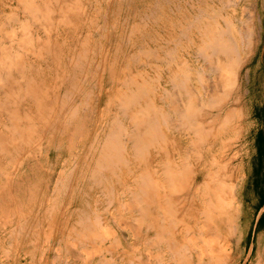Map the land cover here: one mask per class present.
Segmentation results:
<instances>
[{
    "label": "rangeland",
    "instance_id": "obj_1",
    "mask_svg": "<svg viewBox=\"0 0 264 264\" xmlns=\"http://www.w3.org/2000/svg\"><path fill=\"white\" fill-rule=\"evenodd\" d=\"M263 108L264 0H0V264H264Z\"/></svg>",
    "mask_w": 264,
    "mask_h": 264
},
{
    "label": "bare ground",
    "instance_id": "obj_2",
    "mask_svg": "<svg viewBox=\"0 0 264 264\" xmlns=\"http://www.w3.org/2000/svg\"><path fill=\"white\" fill-rule=\"evenodd\" d=\"M249 29V28H248ZM251 31V30H250ZM250 38V37H249ZM249 41V40H248ZM245 43V42H244ZM233 44V43H232ZM237 44H239V43H237ZM246 44H247V42H246ZM235 45V44H234ZM248 45V44H247ZM250 45V44H249ZM236 46V45H235ZM215 47V46H214ZM213 49V48H212ZM234 49H237V48H234ZM239 49V48H238ZM215 51V50H214ZM229 51H231V49L229 50ZM228 51V52H229ZM236 51V50H235ZM224 52H227V51H224ZM240 52V51H239ZM231 53V52H230ZM216 54V53H215ZM239 54V53H238ZM234 56H235V54H234ZM209 58V57H208ZM240 60V59H239ZM209 61V60H208ZM212 61V60H211ZM210 61V62H211ZM216 62H217V60H216ZM219 62H220V60H219ZM219 62H217V63H219ZM214 63H215V59H214ZM238 65H240L241 63L239 62V63H237ZM214 64H211V67L210 68H212V67H215L216 68V66H213ZM225 65H227L226 63H225ZM236 66V65H235ZM218 67H219V65H218ZM227 67H229L228 65H227ZM221 68V67H220ZM238 68V67H237ZM212 69H214V68H212ZM223 69H225L224 67H223ZM236 69V68H235ZM214 71V70H213ZM222 71V70H221ZM224 71V70H223ZM226 71H228L227 69H226ZM236 72V71H235ZM238 72V71H237ZM224 73H226V72H224ZM221 74V73H220ZM220 74H219V76H220ZM235 74V73H234ZM223 75H225V74H223ZM222 74H221V78H222V76H223ZM229 75V74H228ZM219 76H215V77H218V78H220ZM231 77V76H230ZM230 77L228 76L227 77V75H226V78H225V80L224 81H226L227 82V84H230L231 85V79H230ZM234 77H235V75H234ZM234 77H233V79H234ZM220 78V79H221ZM219 79V80H220ZM224 79V78H223ZM219 80H217V81H219ZM216 81V80H215ZM234 81V80H233ZM236 82V81H235ZM219 83V82H218ZM219 84H221V82L219 83ZM218 84V85H219ZM236 84V83H235ZM222 85V84H221ZM233 85V84H232ZM228 86V85H227ZM208 87V86H207ZM213 87H215V86H213ZM222 87H224V86H222ZM229 87H232V86H229ZM206 88V87H205ZM217 89V88H216ZM175 90V89H174ZM218 90H219V92L221 91L220 90V87L218 86ZM178 91V90H177ZM209 90H207L206 92H208ZM214 91H217V90H214ZM212 93H214V92H210V94H212ZM174 94H176V93H174ZM168 96H170V95H168ZM167 96V97H168ZM209 96L210 95H208V98H209ZM212 96V95H211ZM167 97H166V99H167ZM171 97V96H170ZM180 101L181 100H179L178 102L180 103ZM212 103H213V101H212ZM211 103V104H212ZM215 103H218V102H215ZM220 103V102H219ZM214 104V103H213ZM225 104V103H224ZM177 104H175V106H176ZM218 105V104H217ZM172 106V105H171ZM213 106V105H212ZM211 106V107H212ZM222 106V105H221ZM214 107V106H213ZM154 108V107H153ZM222 108V107H221ZM155 109V108H154ZM185 109V108H184ZM155 110H157V109H155ZM179 110V109H178ZM178 112V111H177ZM232 112V111H231ZM226 113V112H225ZM233 113V112H232ZM232 113H229V115L228 116H231L232 117ZM140 115V114H139ZM138 115V116H139ZM143 115V114H142ZM137 116V115H136ZM137 116V117H138ZM141 116V115H140ZM186 118H188V116H189V114H186V115H184ZM194 116V115H193ZM204 117H206V116H204ZM136 118V117H135ZM139 118V117H138ZM194 118V117H193ZM216 118V117H215ZM137 119V118H136ZM140 120V119H139ZM195 121V120H194ZM135 123H136V120L134 121ZM205 122V121H204ZM174 123V122H173ZM174 125V124H173ZM169 127V126H168ZM234 129V128H233ZM115 136H116V134H114ZM131 138H133V137H131ZM139 140H140V136H138V139H137V142H136V147H138V145H140V143H141V141L139 142ZM111 145H112V149H114L115 148V145H116V143H115V140H111ZM230 146V145H229ZM227 147V146H226ZM105 154V159L106 158H108V161H117L118 159H117V156H116V153H114L113 151L112 152H109V153H104ZM107 156V157H106ZM218 158V157H217ZM222 158V157H221ZM225 158V157H224ZM216 159V158H215ZM233 159V158H232ZM231 167V166H230ZM234 169V168H233ZM232 169V170H233ZM175 170V169H174ZM231 169L229 168V164H224V165H222V166H220V167H218V169H217V176L218 177H221V179H220V181H221V183L223 184H221V185H218L217 187H218V191H219V193H221V201H220V203H221V208H222V210H223V212H222V214L220 215V216H222V218L223 219H225V222H227V223H230L231 222V220L232 221H235V218H234V206H236L235 205V192H236V188L234 187L235 186V184L233 185V183H235L234 182V179H233V177L234 176H232V173H231V171H230ZM235 170V169H234ZM214 175V174H213ZM216 176V177H217ZM176 177H178V182L180 183V182H182L183 180L181 179V175H179L178 176V173L176 174ZM212 177V176H211ZM213 178V177H212ZM235 179H236V177H234ZM209 180H210V178H209ZM208 180V182H212V181H209ZM219 180V179H218ZM216 181V180H215ZM220 181H217V183L218 182H220ZM235 181H237V179L235 180ZM238 182V181H237ZM134 183V182H133ZM194 183V182H193ZM228 183V184H227ZM232 183V187H231V184ZM214 185H217L216 184V182H215V184ZM203 189V188H202ZM211 190V189H210ZM187 191H188V189H187ZM141 192H146L145 191V187L141 190ZM211 192V191H210ZM188 194H189V192H188ZM192 194V193H191ZM199 194V193H198ZM210 194V193H209ZM211 195V194H210ZM192 196V195H191ZM196 196V195H195ZM194 197V196H193ZM139 198V197H138ZM205 198H206V200H207V196L205 195ZM217 201H219L218 199H217ZM140 202V201H139ZM210 202V201H209ZM141 203V202H140ZM211 204V203H210ZM211 207H213L214 208V206H213V203H212V206L211 205H209V203L206 201V208H207V210H211L212 208ZM65 209V208H64ZM215 211V210H214ZM237 211V210H236ZM65 213V212H64ZM204 214V213H203ZM203 214H200V218L201 217H203L204 218V216H205V221H206V225H205V222L203 223V221H202V223L201 224H204L205 226H207V225H212V223H213V215H212V213H208V215L207 214H205V215H203ZM189 215V214H188ZM199 219V218H198ZM217 223V222H216ZM223 223V222H222ZM235 224V222L230 226V228H228L230 231H232V233H229V234H231V236L233 237L234 235H235V228H233V225ZM200 224H198V226H199ZM225 225V224H224ZM227 225V224H226ZM134 226H136V225H134ZM213 226V225H212ZM211 227V226H210ZM198 228H200V226L198 227ZM207 228V227H206ZM216 229V228H215ZM227 229V230H228ZM201 230H203V231H205L204 230V227H202L201 228ZM209 229H207V231H208ZM210 231V230H209ZM211 235H213L212 237L214 238L215 237V231H214V229H211ZM216 231H219V230H216ZM189 231L188 230H186V229H183L182 230V233L184 234L183 235V237H184V239H185V241H188V240H186L187 238H186V234L188 233ZM209 232H207V234H208ZM219 233V232H218ZM220 234V233H219ZM200 235V234H199ZM198 235V236H199ZM208 236H209V234H208ZM222 237H223V235H221ZM157 237H158V240H157V242L156 243H158V241H160L159 239H160V237H162V239L164 238L162 235H161V233L160 234H158L157 235ZM194 237H196V236H194ZM218 237H220V235L218 236ZM197 238V237H196ZM193 240L194 238H189V241L190 240ZM217 239H220V238H217ZM225 239V238H224ZM165 241H166V239H164ZM195 240H200L199 238L198 239H195ZM203 240V239H202ZM221 240H222V238H221ZM226 240V239H225ZM210 241V240H209ZM208 241V242H209ZM219 241V240H218ZM194 242V241H193ZM202 242V241H201ZM207 242V243H208ZM224 242V241H223ZM167 243V242H166ZM197 244H198V242H197ZM228 244V243H227ZM199 245V244H198ZM203 245V244H202ZM152 246V245H151ZM200 247V246H199ZM227 247V246H226ZM198 248V247H197ZM204 248V247H203ZM152 249V248H151ZM169 249H170V251L172 252V253H175V247L174 246H169ZM201 249V248H200ZM229 249V248H228ZM227 249V250H228ZM199 250V249H198ZM185 251V250H184ZM204 251V250H203ZM213 251V250H212ZM210 251L211 253H213V252H215V251ZM216 251H217V248H216ZM201 252V251H200ZM207 252V251H206ZM152 254V253H151ZM202 254V253H201ZM205 254V253H204ZM203 254V255H204ZM207 254V253H206ZM213 254H215V253H213ZM222 255L223 254H221L220 255V261H222L223 260V257H222ZM218 256V255H217ZM179 257L180 258H182L181 256H180V254H179ZM156 259V258H155ZM204 258L203 257H200L199 256V260L200 261H202ZM149 260V259H148Z\"/></svg>",
    "mask_w": 264,
    "mask_h": 264
},
{
    "label": "trees",
    "instance_id": "obj_3",
    "mask_svg": "<svg viewBox=\"0 0 264 264\" xmlns=\"http://www.w3.org/2000/svg\"><path fill=\"white\" fill-rule=\"evenodd\" d=\"M258 115L262 118V128L257 133L255 142H256V156L254 158V165H253V187L256 188V192L258 195V201L255 206V212H258L262 207H264V194L260 189V186L264 182V108L258 111ZM257 231L264 230V212L259 217L258 221L256 222ZM251 234H248L247 239H249Z\"/></svg>",
    "mask_w": 264,
    "mask_h": 264
},
{
    "label": "crops",
    "instance_id": "obj_4",
    "mask_svg": "<svg viewBox=\"0 0 264 264\" xmlns=\"http://www.w3.org/2000/svg\"><path fill=\"white\" fill-rule=\"evenodd\" d=\"M222 69H220V71H221ZM223 71V70H222ZM223 72H226V70H224ZM226 74H227V72H226ZM227 77H228V75H227ZM224 78H226V75H225V77ZM177 130V129H176ZM197 130V129H196ZM178 131H181V132H183V133H185V134H192V129H189V131L187 132L186 130H182V129H180V130H178ZM164 135H165V132H164V130H163V132H162ZM197 135H199V136H203V134L201 133V134H197ZM141 141V139L139 140V142ZM205 140L204 139H202L201 140V143L202 142H204ZM141 143H142V141H141ZM153 145V144H152ZM167 145V143H165L164 144V146H166ZM197 145L198 144H196V145H194L192 142H191V146L193 147V149H192V151L193 152H195V151H197L198 150V147H197ZM151 146V145H150ZM160 147V146H158L159 148H165V147ZM162 165V168L164 167L165 169H169V168H171L170 167V165L166 162V163H163V164H161ZM223 164L221 163V164H216V166L215 165H212V166H215V168H214V172H215V170H217L218 169V167H220V166H222ZM175 169H177L178 170V173L179 174H183V175H185V173L188 175V178H189V184H190V178H191V170L189 169V167L187 166V164L185 163V162H183L182 164H181V166H177V167H174ZM164 172V171H163ZM194 173H196V172H194ZM146 178H145V176L143 177V175H142V183L141 184H143V186L145 187V185H149L150 187H152L151 185H150V183L149 182H147L146 180H145ZM188 185V184H187ZM187 190V189H186ZM179 191H181V190H179ZM199 200V201H198ZM197 203H195L197 206H198V213H196V214H201V213H203L202 212V210H205V190H202V192H200L199 193V195L197 196ZM183 229V228H182ZM185 229L186 230H191L190 228H187V227H185ZM196 230H198L197 232L198 233H201L199 230H201V229H194L193 230V228H192V231H194V232H196ZM204 240V239H203ZM188 245L189 244H187L186 243V246L188 247ZM188 248H191L190 246L188 247Z\"/></svg>",
    "mask_w": 264,
    "mask_h": 264
}]
</instances>
